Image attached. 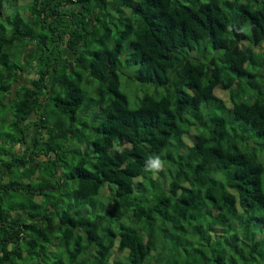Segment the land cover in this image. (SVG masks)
<instances>
[{
    "label": "trees",
    "instance_id": "trees-1",
    "mask_svg": "<svg viewBox=\"0 0 264 264\" xmlns=\"http://www.w3.org/2000/svg\"><path fill=\"white\" fill-rule=\"evenodd\" d=\"M16 1L0 0V264H264V0ZM30 43L28 67L9 61ZM125 44L130 81L155 88L135 107Z\"/></svg>",
    "mask_w": 264,
    "mask_h": 264
},
{
    "label": "rangeland",
    "instance_id": "rangeland-1",
    "mask_svg": "<svg viewBox=\"0 0 264 264\" xmlns=\"http://www.w3.org/2000/svg\"><path fill=\"white\" fill-rule=\"evenodd\" d=\"M28 1L29 0H17L15 2L14 6H12V9L14 10V8L16 7L18 9V13L21 14V8L25 7L26 4L28 3ZM4 8H1L2 15L5 13V9ZM2 15L0 16V20L2 19V23H3V20H5V19H3ZM8 25L7 26L5 25V28H4L6 30L5 31L6 34L10 30V27ZM25 40H26L25 38L22 39L21 44L23 42H27ZM37 50H38V44L37 43H30V44L27 45L25 51H23L24 54H23L22 57L19 56L18 58H15V59L9 58V61L11 63L12 62H17L18 63V61L20 60L19 62H21L23 68H26V67H28L29 64L32 63V61H31L32 56L38 54V53H36ZM128 52H129L128 44H125L124 47H123L122 55L120 57V62L122 64V68H123L122 69L123 73L120 75V82H121L120 90L127 95L130 106L131 107H135V105L137 104V101H136L137 94L142 95L145 92H148V94H154L155 88H154L153 85L152 86L151 85H142V84H140V83H138L136 81H130L129 78L131 76L133 77V74L135 72V66L126 63L125 56L128 54ZM14 53H15V51H14ZM66 56H68V54H66L65 57ZM17 59H18V61H17ZM26 72H27V69H25V73L23 74V76L19 75V83L24 84V83L30 81L29 78H30L31 75L27 76ZM24 77L26 78L27 81L24 79ZM19 83H16V85L13 88L14 90H16L18 88ZM157 90H158L157 94H159V95L166 93V90L164 88H159ZM214 94L217 97L221 98L222 100H225V101L227 100V93H226V91H223L222 88H216L214 90ZM1 112H2V110L0 109V113ZM36 133H37V129L36 128L31 129L28 132L29 138L32 139ZM183 140L188 145H191L193 140H194V136L191 135V136H189L187 138L183 137ZM17 149L15 148L14 150H17ZM262 235L264 236V234H262Z\"/></svg>",
    "mask_w": 264,
    "mask_h": 264
},
{
    "label": "clouds",
    "instance_id": "clouds-1",
    "mask_svg": "<svg viewBox=\"0 0 264 264\" xmlns=\"http://www.w3.org/2000/svg\"><path fill=\"white\" fill-rule=\"evenodd\" d=\"M150 169L159 171L162 169V161L159 158L152 159L150 162Z\"/></svg>",
    "mask_w": 264,
    "mask_h": 264
},
{
    "label": "built area",
    "instance_id": "built-area-1",
    "mask_svg": "<svg viewBox=\"0 0 264 264\" xmlns=\"http://www.w3.org/2000/svg\"><path fill=\"white\" fill-rule=\"evenodd\" d=\"M73 2L77 1V0H72Z\"/></svg>",
    "mask_w": 264,
    "mask_h": 264
}]
</instances>
